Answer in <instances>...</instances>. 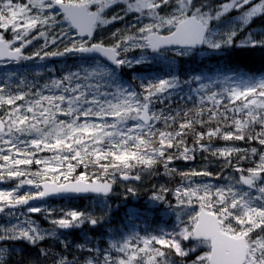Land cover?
Here are the masks:
<instances>
[{"label": "snow or ice", "instance_id": "obj_1", "mask_svg": "<svg viewBox=\"0 0 264 264\" xmlns=\"http://www.w3.org/2000/svg\"><path fill=\"white\" fill-rule=\"evenodd\" d=\"M129 16L134 23L112 31L107 42L97 39ZM256 20H264V0H0V62L68 54L81 61L39 90L23 80L10 84L14 73L0 82V183L15 181L0 188V214L9 217L0 224V264H264V74L226 66L185 78L176 71L155 79L134 74L136 85L121 75L149 62L145 55L129 58L133 50L175 63L201 48L264 49ZM41 39V48L26 54ZM49 45L62 51H46ZM184 86L192 107L157 108ZM198 155L202 168L174 166ZM213 160L222 161L219 171L209 167ZM161 169L170 180L179 178L174 187L154 186L150 197L172 209L171 231L118 232L104 247L87 237L72 243L62 230L102 225L111 214L106 200L100 215L72 209L58 217L56 209L30 203L50 195L107 198L118 180L142 181ZM25 185L35 191L22 192ZM36 213L53 227H41ZM46 240L58 250L43 246ZM21 244L36 254L24 255Z\"/></svg>", "mask_w": 264, "mask_h": 264}, {"label": "rangeland", "instance_id": "obj_2", "mask_svg": "<svg viewBox=\"0 0 264 264\" xmlns=\"http://www.w3.org/2000/svg\"><path fill=\"white\" fill-rule=\"evenodd\" d=\"M232 15H235V14H232ZM230 18H231V15L228 17H225L224 20H227ZM134 22H135L134 17L129 16L123 22H117L113 25H109L107 26L106 29L101 30L97 33V39L104 40L105 42H107L111 36L112 31H115L117 28L123 29L125 24L134 23ZM223 23L224 21L222 20L221 29H220L222 31L225 30V28L223 27ZM263 23H264V20H259L257 25L255 27L254 26L252 27L256 31H264ZM241 35L243 36V34ZM43 43L44 42L42 39L34 41L32 45H29L28 48L25 49L26 54L30 55L33 52L39 50L41 46L43 45ZM59 48H60L59 50L62 51V46H60ZM45 50L46 51H56L58 50V47L56 45H49V47ZM221 53H224V52L213 53L206 49H202V50H199L194 57L175 58V63L170 62L172 59V57L170 56L166 55L165 57H161V56H157L155 54L150 53V51L142 53L140 50H133L128 53V56L129 58L139 57L141 55L147 56L149 62L142 64L140 66H137L136 68H141L142 70L150 71L153 74L154 78L164 77L169 72H172V71L179 72L181 74V77L185 78V77H189L194 72H200V70L202 71L206 70L205 68H200V70L199 69L197 70L196 68L190 65V62L204 61L213 54H221ZM80 62H81L80 57L74 54H68L63 57H59V56L51 57V58L46 57L43 60H41L39 57H35L32 60L21 61L19 63L1 62L0 63V82L4 80L5 74L14 73V75L12 76V79L9 81L10 84L15 86L16 83L23 80L25 81V84L27 85L35 84L37 86L36 90H39V88L44 83L48 82L50 79L58 78L59 76L63 75L70 69L75 70L76 65H78ZM129 70L130 69H127V68L122 70L121 75H122L123 80H124V73L128 72ZM214 71H210L209 73L207 71L205 72L211 75L214 73ZM260 74H264V73H260ZM124 81L129 82V80H126V79ZM25 84H21L22 89L25 87ZM196 86L197 85H193V87H196ZM182 92L186 96L189 95L190 93H189L188 86H184ZM188 104L192 105L190 101L188 102ZM160 107L161 106L158 104L157 108H160ZM235 144L240 147L245 145L243 142L235 143ZM223 145H217V146H223ZM40 155L42 157H48V156H51L52 154L49 152H44V153H40ZM204 164H205V161L202 159V156L198 155L195 161H188V162L176 161L174 166L180 170H184L185 168H188V167L190 169L202 168ZM221 164H222V161L218 163L217 161L213 160L212 163L209 165V167L213 171H219L221 168ZM243 166L249 167L250 164L248 162H244ZM38 167L40 166L35 165V164L31 166L33 171H35ZM83 170L84 169L82 168L77 169V173ZM89 171H93V169L90 168ZM229 171L230 169L226 170L224 174L228 175L227 172ZM160 172H161L160 175L145 176V178L141 182L142 183L141 185L123 184L118 180L117 184L115 185L116 186L115 194L110 198L91 196V197H85L81 199H72V200H66V201H57V202L49 201L41 205L49 207L51 209H56L57 211L54 213V216L56 217L60 215L59 210H72V209L78 210V211L93 212L96 215H100L101 209L103 207L102 201L103 200L107 201L108 205L111 208V214L110 216L106 217L105 222L102 225H98L96 228H92L91 226L86 224L82 228L70 229L67 231L62 230V236L67 235L65 234V232H67V233H71V236L75 238V240L72 243H82L85 241V237H87V239L89 240H96L100 242L102 241L101 246L102 245L106 246L104 241L108 240L110 238V235L116 232L124 233L125 231V233H128V232L135 230L137 232H140L141 234H145L148 232H152V227H158V228H162L165 231H171L176 224V217L173 214L172 209H169L167 205L157 204V207L153 208L154 211L146 210V209H149L148 205L152 202L150 200V197L153 191L155 190L154 186L167 185V184L168 185L170 184V187L175 186V183L173 180H170L168 176H165L162 174L163 173L162 169L160 170ZM178 180L179 178L177 177V181ZM223 182H224L223 180H220V181L213 180L212 181V183L214 184L223 183ZM13 186H15V181L3 182L2 184H0V188H10ZM126 186H134L137 189L136 195L127 194L125 192ZM26 190L35 191L33 186H29V185H25L24 188L21 189L22 192ZM115 197H116V200L114 199ZM136 198H139V202H135ZM169 200L173 204H175L174 197L169 196ZM133 209L140 210L139 214L133 215V216L127 215L129 211ZM23 210H24L23 208L19 209V211H23ZM142 215L144 217H142ZM31 216L41 225V227L45 229L53 227L44 218V215L42 213L31 214ZM153 216H154V219H153ZM156 217L159 219V221L152 222L151 220L155 221L157 219ZM8 219L9 217H7L6 215L4 214L0 215V224L7 223ZM145 223H148V224L145 225ZM155 230H161V229L153 228V232H155ZM92 231H94V234L92 233ZM73 232H76L75 235L73 234ZM18 247H23L25 249L24 255H27L26 252L29 249L27 245L21 244V245H18ZM35 254L36 252H34V255Z\"/></svg>", "mask_w": 264, "mask_h": 264}, {"label": "trees", "instance_id": "obj_3", "mask_svg": "<svg viewBox=\"0 0 264 264\" xmlns=\"http://www.w3.org/2000/svg\"><path fill=\"white\" fill-rule=\"evenodd\" d=\"M258 21L259 20H256L254 22L253 26L257 25ZM216 57H217V59H216ZM212 59H214V60H212ZM219 59H220V61H219ZM206 62H207V60H206ZM206 62H203V61L195 62V61H193V62H190V65L192 67H196L199 70H200L201 67L205 68L207 66L208 67L210 66V68H211L212 65H213L214 68L212 67L211 71H214V70H217V69H223V66L224 67L227 66V67H230V68H233V69H237V70H239L241 72H244V73H254V74L264 73V49H254V51H253V49H244L243 50V49L233 48V49L229 50L228 52H226L224 55H214V56H212L209 59V61H208L209 65H206ZM213 62H215V63H213ZM216 62H218V63H216ZM225 62H226V64H225ZM234 62H236V64H233ZM231 63H232V65H231ZM134 74L142 75L145 78L155 79L153 77V74L150 71H148V70L134 69V70H131L128 73L127 72L124 73V80L126 79V80L131 81V83L133 85L138 84L139 81L132 80V77H133ZM185 96L186 95L182 91H177L176 93H174L173 98L171 100L166 101L164 104H159L161 106L160 108H165L168 105H171V107L174 108V109L178 105L181 106V107H185V108L192 107V105L188 104L189 101L183 99V97H185ZM224 143L232 144V143H240V141H236V142H225V141H222V140H215L214 141L215 145H220V144H224ZM242 147H245V145H243ZM185 165H187V164H185ZM189 169H190L189 167L185 168L184 171H187ZM173 181H174L175 184L178 182L177 178L174 179ZM141 184L142 183L133 184V185H141ZM114 199L116 200V197ZM142 217H144V216L142 215ZM158 221H159V219L157 218L153 222H158ZM153 228L162 229V228H158V227H152V232H153ZM158 231L159 230H155V232H158ZM75 233L76 232H73L74 235H75ZM92 233L94 234V231H92ZM65 234H67V235H64L63 237L67 238L68 241L73 242L75 240V238L73 236H71V233L65 232ZM43 246H45V247H53L54 250H58V249L55 248L54 240H47V241L43 242ZM36 251H37L36 249L29 248L26 253H27V255L29 253L34 255V252H36Z\"/></svg>", "mask_w": 264, "mask_h": 264}, {"label": "water", "instance_id": "obj_4", "mask_svg": "<svg viewBox=\"0 0 264 264\" xmlns=\"http://www.w3.org/2000/svg\"><path fill=\"white\" fill-rule=\"evenodd\" d=\"M122 181V180H121ZM124 183H131V182H139V181H122ZM89 195H95V194H82V195H50L48 197H45L43 200L40 201H35V202H30V203H43L46 202L50 199L53 200H57V199H66V198H80V197H84V196H89ZM111 196V195H110ZM109 196V197H110ZM156 204H154L153 202L149 205L150 208L155 207ZM26 207V206H25Z\"/></svg>", "mask_w": 264, "mask_h": 264}, {"label": "bare ground", "instance_id": "obj_5", "mask_svg": "<svg viewBox=\"0 0 264 264\" xmlns=\"http://www.w3.org/2000/svg\"><path fill=\"white\" fill-rule=\"evenodd\" d=\"M264 24V23H263ZM262 26V25H261ZM264 28V27H263ZM244 50V49H243ZM253 51H254V49H253ZM234 53V52H233ZM241 53V52H240ZM238 55V54H237ZM205 59V58H204ZM216 59H217V57H216ZM215 59V60H216ZM212 60H214V59H212ZM207 61H209V60H207ZM219 61H220V59H219ZM222 61V60H221ZM211 62V61H210ZM213 63H215V62H213ZM216 63H218V62H216ZM222 63V62H221ZM201 64V63H200ZM225 64H226V62H225ZM233 64H236V62H234ZM202 65V64H201ZM205 65V64H204ZM211 65V64H210ZM216 65V64H215ZM231 65H232V63H231ZM238 65V64H237ZM236 65V66H237ZM241 65V64H240ZM203 66V65H202ZM234 66V65H233ZM201 67V66H200ZM205 67V66H204ZM210 67V66H209ZM212 67H213V65H212ZM211 67V68H212ZM216 67V66H215ZM219 67V66H218ZM235 67V66H234ZM201 68H203V67H201ZM214 68V67H213ZM220 68V67H219ZM223 68H225L224 66H223ZM205 69H208V68H205ZM202 70H200V72H201ZM204 71H206V70H204ZM208 73L210 72V71H207ZM201 162V161H200ZM178 163V162H177ZM176 163V164H177ZM219 163V162H218ZM196 167V166H195ZM228 173V172H227ZM158 180V179H157ZM162 180V179H161ZM154 183V182H153ZM168 185V184H167ZM169 187H170V184L168 185ZM174 202V201H173ZM154 211V210H153ZM156 211V210H155ZM152 213V212H151ZM155 213V212H154ZM146 215V214H145ZM147 218V217H146ZM157 218V217H156ZM155 218V219H156ZM153 219H154V216H153ZM146 221H148V220H146ZM152 222L154 221V220H151ZM148 223H145V225H147ZM144 225V224H143ZM139 230V229H138ZM140 231V230H139ZM117 233V232H116ZM124 233H125V231H124ZM111 236V235H110ZM106 238V237H105ZM102 242V241H101ZM102 246H105V245H102Z\"/></svg>", "mask_w": 264, "mask_h": 264}]
</instances>
